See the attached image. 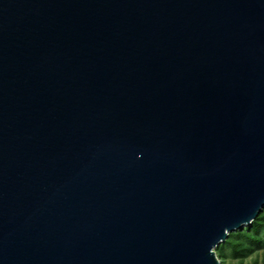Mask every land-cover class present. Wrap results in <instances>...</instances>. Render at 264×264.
<instances>
[{
    "label": "water",
    "instance_id": "1",
    "mask_svg": "<svg viewBox=\"0 0 264 264\" xmlns=\"http://www.w3.org/2000/svg\"><path fill=\"white\" fill-rule=\"evenodd\" d=\"M264 209V0H0V264H220Z\"/></svg>",
    "mask_w": 264,
    "mask_h": 264
},
{
    "label": "rangeland",
    "instance_id": "2",
    "mask_svg": "<svg viewBox=\"0 0 264 264\" xmlns=\"http://www.w3.org/2000/svg\"><path fill=\"white\" fill-rule=\"evenodd\" d=\"M216 253L220 264H264V209L251 225L230 233Z\"/></svg>",
    "mask_w": 264,
    "mask_h": 264
}]
</instances>
